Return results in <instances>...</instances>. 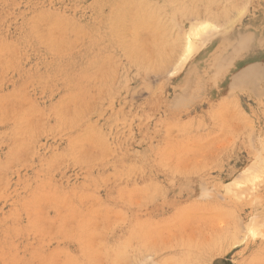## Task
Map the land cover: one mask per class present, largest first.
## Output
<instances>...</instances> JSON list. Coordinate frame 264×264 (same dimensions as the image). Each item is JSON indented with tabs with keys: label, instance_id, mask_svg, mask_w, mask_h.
Instances as JSON below:
<instances>
[{
	"label": "rangeland",
	"instance_id": "rangeland-1",
	"mask_svg": "<svg viewBox=\"0 0 264 264\" xmlns=\"http://www.w3.org/2000/svg\"><path fill=\"white\" fill-rule=\"evenodd\" d=\"M0 264H264V0H0Z\"/></svg>",
	"mask_w": 264,
	"mask_h": 264
},
{
	"label": "bare ground",
	"instance_id": "bare-ground-1",
	"mask_svg": "<svg viewBox=\"0 0 264 264\" xmlns=\"http://www.w3.org/2000/svg\"><path fill=\"white\" fill-rule=\"evenodd\" d=\"M192 25V24H191ZM196 25V26H195ZM213 24L208 22V21H200L197 24H194V26L192 25V30H196V33H194L195 35H201L203 34L206 30L208 32V29L213 28L212 27ZM193 27H196L195 29H193ZM191 32V31H190ZM189 32V33H190ZM195 32V31H194ZM191 35V34H190ZM206 35V34H205ZM196 47V42L189 37V39L186 42V46H185V52H183L185 54V57H187ZM183 55V54H182Z\"/></svg>",
	"mask_w": 264,
	"mask_h": 264
}]
</instances>
